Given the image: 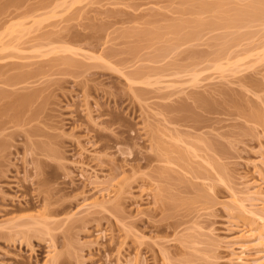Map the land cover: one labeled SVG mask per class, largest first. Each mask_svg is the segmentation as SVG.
<instances>
[{"label": "rangeland", "instance_id": "rangeland-1", "mask_svg": "<svg viewBox=\"0 0 264 264\" xmlns=\"http://www.w3.org/2000/svg\"><path fill=\"white\" fill-rule=\"evenodd\" d=\"M263 12L0 0V264H264Z\"/></svg>", "mask_w": 264, "mask_h": 264}, {"label": "bare ground", "instance_id": "bare-ground-1", "mask_svg": "<svg viewBox=\"0 0 264 264\" xmlns=\"http://www.w3.org/2000/svg\"><path fill=\"white\" fill-rule=\"evenodd\" d=\"M250 8L251 9H247V8H245L244 10H242L241 9V11L239 10L238 12V14H236L237 16L236 17H238L239 19L240 18H243V17H246L248 14H250L252 11H254L255 13L257 12V9L259 8V7H255V6H253L252 5V7L250 6ZM262 10V9H261ZM260 10V11H261ZM261 13H262V11H261ZM264 13V12H263ZM238 18H235L236 20H238ZM247 200H251V199H247ZM246 200V201H247ZM262 200H264V199H262ZM243 201H245V200H242V201H239L240 202V205L239 206H241V208H239V209H241L242 211H244V213L246 212V213H250V215L252 216L251 218H252V221L254 220V221H258L259 223H260V225H261V230H262V234H264V210H263V208H262V206L261 207H259V209H257V210H255L254 208H253V210H251V206H250V208H248L249 207V205H247L246 203H244ZM254 201V200H253ZM238 202V201H237ZM251 202V201H250ZM247 203H249V202H247ZM259 203V202H258ZM261 203V202H260ZM237 204V203H236ZM248 206H246V205ZM254 204V203H253ZM252 204V205H253ZM256 204V203H255ZM251 205V204H250ZM264 205V204H263ZM255 208H257V207H255ZM241 212V211H240ZM242 213V212H241ZM243 213V214H244ZM245 213V214H246ZM215 237V236H214ZM234 238V237H233ZM216 239V238H215ZM248 242V241H247ZM247 242H245L246 244H248ZM245 243H241V244H239L240 245V247L241 248H245L246 250H247V248H246V244ZM245 249L244 250H242V251H244L245 252ZM244 254V253H243ZM238 258H239V261H241V263L242 262H244V261H246V259H244L245 257H243L242 255H240V256H238ZM248 259V258H247ZM217 261V260H216ZM211 262L210 264H217V262ZM249 263V262H248ZM242 264H244V263H242ZM247 264V263H246Z\"/></svg>", "mask_w": 264, "mask_h": 264}]
</instances>
